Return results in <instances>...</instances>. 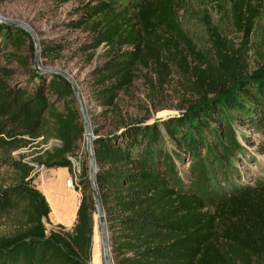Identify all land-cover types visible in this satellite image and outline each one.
I'll use <instances>...</instances> for the list:
<instances>
[{"label":"trees","instance_id":"16d2710c","mask_svg":"<svg viewBox=\"0 0 264 264\" xmlns=\"http://www.w3.org/2000/svg\"><path fill=\"white\" fill-rule=\"evenodd\" d=\"M214 1L217 9L229 5L221 11L243 33L240 48L207 25L209 54L182 52L175 40L187 39L177 16L184 0H94L66 23L87 32L79 48L86 60L104 49L85 81L100 112H115L118 94L140 69L166 82L171 62L188 75L195 98L150 123L119 116V130L92 141L112 264H264V181L237 184L230 161L235 148L250 144L232 123L264 133V55L252 71L244 61L264 7L261 0ZM34 52L28 33L0 24V170L13 171V181L0 186V264H88L92 245L101 264L86 165L74 184L80 196L70 229L46 232L49 205L31 164L71 173L83 129L69 84L38 73ZM16 74L22 78L10 83ZM38 139L56 144L42 149ZM22 149L38 154L32 163L11 156ZM183 157L191 160L188 170L178 167Z\"/></svg>","mask_w":264,"mask_h":264},{"label":"rangeland","instance_id":"374dc122","mask_svg":"<svg viewBox=\"0 0 264 264\" xmlns=\"http://www.w3.org/2000/svg\"><path fill=\"white\" fill-rule=\"evenodd\" d=\"M253 3L256 2L253 1ZM260 3L264 7V0H261ZM81 4L93 5L94 0H6L0 5V15L20 21L32 31L37 41L41 66L56 68L72 77L80 94L82 107L93 137L104 136L119 130L121 128L118 124L119 116L124 121L146 120L150 123L165 116L176 115L187 105L194 103L195 98L187 90L188 75L171 62L166 82L159 84L153 74H148L140 69L126 92L118 94L115 112H100V109L95 106L87 94L85 81L89 71L102 61L104 49H97L91 60H86L79 48L88 43L90 38L87 32L82 28L70 29L66 26V23L78 18L75 9ZM182 6L183 9L177 10V16L187 39L184 41L175 40L182 52L187 53L189 50H194L204 56L209 54L207 25L215 27L219 36L231 40L235 44V48H240L243 33L231 25L230 15L228 17L221 11L223 9L226 12V9L229 8L228 4L223 3L217 9L214 0H184ZM246 39L249 41L247 46L249 51L245 54L244 61L247 70L252 71L258 55H264L263 11L254 25L252 34ZM44 47L50 48V54L47 56L43 51ZM183 59L188 66L194 62L191 56L183 57ZM10 68H14L13 64ZM21 78V75L16 74L9 81L15 83ZM231 125L235 130L236 137L242 132L243 137L250 142L248 145L243 144L242 148L234 149L236 151L235 158L230 161L235 162L239 175L233 176V179L239 185L264 181V133L260 132L261 130L248 127L239 128L233 123ZM237 140L240 139L237 138ZM37 141L41 143L40 148L42 149H49L56 144L49 140L38 139ZM36 155L38 154L32 149H22L11 153L12 157H23V160L28 162H31ZM70 162L72 171L71 173L67 172L63 178H59L56 173H50L49 170L31 162L35 168L33 184L43 193L49 205L50 212L47 221H44L46 232L68 231L72 225L80 196L79 190H74V184L79 180L78 174H80L82 165L87 163L83 136L79 150L76 156L70 159ZM190 163L191 160L188 157H183L178 167L188 170ZM12 177L13 171L0 170V186L10 184L13 181ZM67 181H71L72 187L67 185ZM53 212L56 213V217L53 216ZM1 229L0 223V231ZM92 261L93 259L88 264H93Z\"/></svg>","mask_w":264,"mask_h":264},{"label":"water","instance_id":"95a60500","mask_svg":"<svg viewBox=\"0 0 264 264\" xmlns=\"http://www.w3.org/2000/svg\"><path fill=\"white\" fill-rule=\"evenodd\" d=\"M0 24L12 26V27L21 29L25 31L26 33H28L33 40L34 48H35L34 59H33L34 69L38 73H42V74L59 75L70 86V89H71V92H72V95L75 101V105H76V108H77V111L80 117L82 129H83L84 148H85V153L87 156V163H86L87 181H88L89 189H90V196H91V201H92V206H93V212L98 220L97 229H98L99 237H100L102 264H112L110 247H109L108 231H107V227L105 224L104 212L101 207L98 190H97L96 183H95L96 167H95V162H94V157H93V152H92V141L94 137L91 135V132L89 130L87 117L82 107L80 94L78 92L76 84L74 83L72 77L68 75L67 73L60 71L56 68H48V67H43L40 65L39 49L37 47V41L32 31L26 25H24L20 21H14L12 19L5 18L1 15H0Z\"/></svg>","mask_w":264,"mask_h":264},{"label":"bare ground","instance_id":"6f19581e","mask_svg":"<svg viewBox=\"0 0 264 264\" xmlns=\"http://www.w3.org/2000/svg\"><path fill=\"white\" fill-rule=\"evenodd\" d=\"M71 184H72L71 181H67V185L71 186ZM53 216L56 217V213L53 212ZM97 222H98L97 217L94 214V236H93V242H94L95 237L97 235H99V232H98V229H97ZM100 252H101V245H100ZM92 256H93V251H92ZM91 259H93V258H91ZM92 262H93V264H95L94 261H92ZM101 264H102V255H101Z\"/></svg>","mask_w":264,"mask_h":264},{"label":"crops","instance_id":"0c3cea01","mask_svg":"<svg viewBox=\"0 0 264 264\" xmlns=\"http://www.w3.org/2000/svg\"><path fill=\"white\" fill-rule=\"evenodd\" d=\"M49 172L51 173H56L58 175L59 178H63L65 177V175L67 174V171L65 168H56V169H50Z\"/></svg>","mask_w":264,"mask_h":264},{"label":"built area","instance_id":"2783aa9c","mask_svg":"<svg viewBox=\"0 0 264 264\" xmlns=\"http://www.w3.org/2000/svg\"><path fill=\"white\" fill-rule=\"evenodd\" d=\"M70 179V178H69ZM69 187H72V186H69Z\"/></svg>","mask_w":264,"mask_h":264}]
</instances>
